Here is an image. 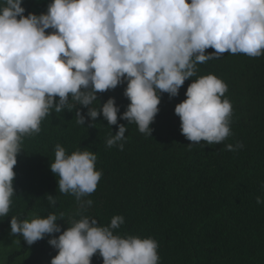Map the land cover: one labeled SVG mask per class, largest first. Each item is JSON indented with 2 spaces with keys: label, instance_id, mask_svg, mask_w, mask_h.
Segmentation results:
<instances>
[{
  "label": "clouds",
  "instance_id": "obj_1",
  "mask_svg": "<svg viewBox=\"0 0 264 264\" xmlns=\"http://www.w3.org/2000/svg\"><path fill=\"white\" fill-rule=\"evenodd\" d=\"M46 1L44 11L26 15L23 0L0 6V220L11 228L10 238L17 242L19 234L28 248L61 232L62 218L55 214L13 215L18 154L41 122L75 119L81 127L56 145L49 167L57 178L47 195L50 204L66 194L80 202L102 176L95 170L99 133L109 131L105 146L121 151L135 138L151 136L160 119L159 92L186 94L174 111L191 149L201 148V141L223 142L238 106L222 100L228 86L215 75L193 81L197 64L228 53L264 55V0ZM209 48L214 53L205 54ZM228 143V151L243 148L236 137ZM257 204L264 199L257 197ZM122 223V216L109 226L87 216L73 221L49 240L58 250L51 264H91L97 252L103 264H160L154 239L113 234ZM0 247V264L37 263L38 253L18 254L12 241L2 240Z\"/></svg>",
  "mask_w": 264,
  "mask_h": 264
},
{
  "label": "trees",
  "instance_id": "obj_2",
  "mask_svg": "<svg viewBox=\"0 0 264 264\" xmlns=\"http://www.w3.org/2000/svg\"><path fill=\"white\" fill-rule=\"evenodd\" d=\"M46 2L23 0L24 15L40 7L37 13L44 11ZM214 51L209 48L205 54ZM208 74L227 84L222 100L238 106V114L230 117L232 134L220 144L201 141V148L191 149L193 142L182 135L174 111L186 94L159 92L160 119L151 136L137 137L121 151L105 146L109 131L99 133L101 160L95 170L102 176L96 190L80 202L66 194L53 197L55 204H50L47 195L57 178L49 167L56 145H63L72 128L81 127L75 119L41 122L39 133L23 138L18 154L22 160L17 188L13 185L12 200L18 193L13 215L55 214L62 218L57 220L61 232L45 235L28 248L20 244L24 241L19 234L17 242L11 239V228L0 220V241L16 243L14 251L21 255L38 253L36 264H51L58 250L49 240L73 221L87 216L98 226H109L114 216H122L124 223L113 234L154 239L160 264H264V204H257V197L264 199V55L228 53L225 59L197 64L193 81ZM234 137L243 144L237 153L226 149ZM91 264H103L99 252Z\"/></svg>",
  "mask_w": 264,
  "mask_h": 264
},
{
  "label": "rangeland",
  "instance_id": "obj_3",
  "mask_svg": "<svg viewBox=\"0 0 264 264\" xmlns=\"http://www.w3.org/2000/svg\"><path fill=\"white\" fill-rule=\"evenodd\" d=\"M46 10H47V9H46ZM46 10H45V11H46Z\"/></svg>",
  "mask_w": 264,
  "mask_h": 264
}]
</instances>
